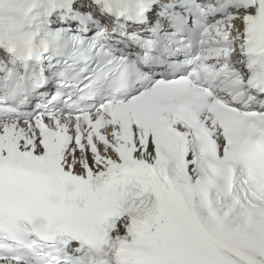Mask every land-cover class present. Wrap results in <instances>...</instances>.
Masks as SVG:
<instances>
[{
	"label": "snow or ice",
	"instance_id": "obj_1",
	"mask_svg": "<svg viewBox=\"0 0 264 264\" xmlns=\"http://www.w3.org/2000/svg\"><path fill=\"white\" fill-rule=\"evenodd\" d=\"M0 264H264V0H0Z\"/></svg>",
	"mask_w": 264,
	"mask_h": 264
}]
</instances>
